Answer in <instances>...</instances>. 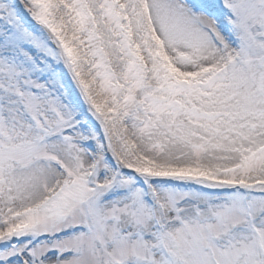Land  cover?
I'll list each match as a JSON object with an SVG mask.
<instances>
[{"label": "snow or ice", "instance_id": "1", "mask_svg": "<svg viewBox=\"0 0 264 264\" xmlns=\"http://www.w3.org/2000/svg\"><path fill=\"white\" fill-rule=\"evenodd\" d=\"M0 264H264V0H0Z\"/></svg>", "mask_w": 264, "mask_h": 264}]
</instances>
